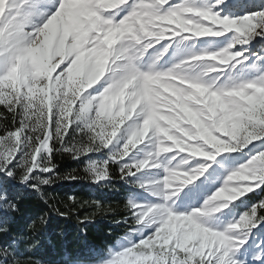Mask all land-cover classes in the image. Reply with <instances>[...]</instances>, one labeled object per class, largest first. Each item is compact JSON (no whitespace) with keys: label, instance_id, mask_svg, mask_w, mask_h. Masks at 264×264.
Listing matches in <instances>:
<instances>
[{"label":"rangeland","instance_id":"obj_1","mask_svg":"<svg viewBox=\"0 0 264 264\" xmlns=\"http://www.w3.org/2000/svg\"><path fill=\"white\" fill-rule=\"evenodd\" d=\"M165 2L86 0L75 9L66 51L45 53L40 62L12 47L15 21L0 22V105L19 121L0 135V156L8 160L22 150L15 169L26 172L23 177L38 170L32 180L44 171L41 158L51 140L83 158L95 183L108 179L109 163L123 172L128 166L121 163H133L124 173L132 181L133 228L99 259L72 264H194L196 256L236 242L218 232L230 223H237L232 232L249 231L255 217H241L264 200V184L254 180L264 160H253L264 155V85L254 80L264 75V40L236 46L248 57L242 61L231 50L234 43L226 44L234 30L247 37L260 25L246 18L224 32V25L198 13L162 18L157 5ZM188 2L201 6L205 0ZM224 2L229 18L264 11V0ZM5 6L0 0V16ZM54 7L26 27L29 44L43 48ZM208 127L210 139L203 142L198 134ZM205 151L213 157L192 156ZM244 165H253L257 175L240 169ZM13 185L0 172V216ZM257 229L264 232V221L250 231Z\"/></svg>","mask_w":264,"mask_h":264},{"label":"trees","instance_id":"obj_2","mask_svg":"<svg viewBox=\"0 0 264 264\" xmlns=\"http://www.w3.org/2000/svg\"><path fill=\"white\" fill-rule=\"evenodd\" d=\"M18 125L17 113L0 107V133ZM41 160L44 171L32 184L21 182L26 172L15 169V179L11 177L14 185L7 192V210L0 216V257H8L7 264L99 259L134 226L128 200L131 179L109 163L108 179L93 182L83 158L56 140L50 141V152Z\"/></svg>","mask_w":264,"mask_h":264},{"label":"snow or ice","instance_id":"obj_3","mask_svg":"<svg viewBox=\"0 0 264 264\" xmlns=\"http://www.w3.org/2000/svg\"><path fill=\"white\" fill-rule=\"evenodd\" d=\"M59 2L60 0H54V3L56 5L55 10L59 6ZM5 3V14L4 16H0V22H4L5 20L27 22L29 20L27 7H30L32 5L33 0H5ZM165 4H168L167 8L164 7ZM226 8H228V5L224 2V0H214V2L213 0H205V3L201 6L190 5L188 0H178V2L174 4L171 3L170 0H166V2L162 3V5H157V10L164 13V16L162 18L175 17L180 11L188 14L198 13L200 16L206 17L210 20H214L220 25H224V32H228L230 26L237 23L238 21H243L246 18L254 19L260 26L256 27L253 32L247 35V37H239L234 30V33L230 37L226 38V44L232 45L234 43V47H232L231 50L240 53L237 59L240 61L247 60L248 57L244 56L242 51L237 50L236 46L248 44L257 37H260L262 40H264V11L257 12L254 15L246 14L239 18H229L228 14L224 11ZM222 13L223 15H221ZM252 67L256 68L257 71H260L259 67L255 63L252 64ZM261 74H264V72H261ZM254 80L257 83L264 85V75H259ZM0 107H4V105H0ZM261 131H264V129H261ZM0 135H3V133H0ZM206 147L207 145H205V148ZM217 152L222 153L230 151ZM213 155L214 154L212 151H205L204 153H197L196 155L192 156H206L211 159ZM22 156V150L17 151L15 156L8 160H5L3 156H0V172H4L7 176L15 179L14 170L18 166ZM130 160L135 161V157H131ZM253 160H264V155L253 157ZM132 164L133 163L123 162L120 164V166H128L124 168V173H127L128 168L131 167ZM243 168H249L257 175V170L253 165H244L240 169ZM133 169L135 168H132V172ZM36 171L38 170H33L30 174L23 177V184H32L33 182L31 176H34L36 174ZM198 171L203 172L204 165H200ZM236 172L237 171H234L231 175L236 174ZM128 176L130 175H125L124 178ZM192 178L193 177L188 176L187 180H190ZM254 180H258L260 184H264V171H262L261 174ZM223 190V187H221L218 191H216L214 196H212L208 201L205 202V207H207L211 203V201L215 199L216 196H219L223 192ZM215 210V208L212 209V211ZM252 217H255V221L252 225H248L249 231L247 232H232L231 229L237 224L235 222L227 225L225 229L218 231L220 233L227 232L228 235L236 237V242L230 245L227 249H221L219 252L213 250L211 254L205 252L204 256H196L194 258V264H264V232H261L260 229H257V232L253 234L250 231V228L254 227L255 224H259L261 221H264V200L258 201L255 205H253L249 209L248 213L244 214L241 217V220H251ZM205 229H208V227H205ZM7 260L8 257H0V264H7ZM68 264H72V261H69Z\"/></svg>","mask_w":264,"mask_h":264},{"label":"bare ground","instance_id":"obj_4","mask_svg":"<svg viewBox=\"0 0 264 264\" xmlns=\"http://www.w3.org/2000/svg\"><path fill=\"white\" fill-rule=\"evenodd\" d=\"M83 2L85 3L86 0H60L59 6L56 8V15H54V17L51 18L50 22H48L47 32L43 35V48L40 49L36 45L33 46L29 44L30 41L28 39L30 38V34L26 30V27L29 25L30 27H32V21H38L40 17L46 14L49 8H51L53 5L56 7V5L54 3V0H33L32 5L30 7H27L29 20L27 22L15 21L13 22V26L10 28V41L12 47L18 50L19 56L30 58L37 62L41 61V57H43L45 53L51 54L52 52H65L67 38L70 35L69 33L71 30V26L75 20V9ZM126 28L128 29V31H132L133 24H131V22L128 23L126 25ZM210 130L212 129L209 127L208 130L207 128H203L200 130L198 137L201 141H209L210 138H206V135Z\"/></svg>","mask_w":264,"mask_h":264}]
</instances>
